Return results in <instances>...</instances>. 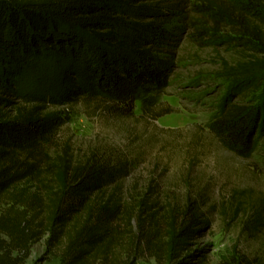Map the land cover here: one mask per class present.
<instances>
[{"label":"trees","instance_id":"16d2710c","mask_svg":"<svg viewBox=\"0 0 264 264\" xmlns=\"http://www.w3.org/2000/svg\"><path fill=\"white\" fill-rule=\"evenodd\" d=\"M208 48L230 80L207 128L264 160V0H0V264H28L43 238L59 264H207L195 246L219 208L239 228L222 264H264V196L208 205L156 181L125 192L129 148L82 149L66 134L83 108L125 121L177 112L162 100L176 68Z\"/></svg>","mask_w":264,"mask_h":264},{"label":"rangeland","instance_id":"374dc122","mask_svg":"<svg viewBox=\"0 0 264 264\" xmlns=\"http://www.w3.org/2000/svg\"><path fill=\"white\" fill-rule=\"evenodd\" d=\"M220 50L229 57L223 48ZM211 55L208 48L199 54L203 61L176 68L184 76L169 85V96L162 100L177 112L158 120L137 117L125 121L83 108L73 113L66 134L82 149L106 139L129 148L125 152L136 164L124 179L125 192H141L148 182L156 181L176 190L181 197L188 190L194 195L204 192L208 205H221L238 194H250L258 200L264 196V160L257 154L246 159L235 156L207 128L219 111V97L225 94V89H219L230 80L215 77L217 68ZM136 112L140 114L139 105ZM220 209L214 211L212 227L195 246L204 250L207 264H222L239 234L238 223L228 225ZM260 241H254V245L258 246ZM192 263L197 264V260ZM28 264L59 261L47 252L43 238L33 245ZM137 264L159 263L149 257Z\"/></svg>","mask_w":264,"mask_h":264}]
</instances>
